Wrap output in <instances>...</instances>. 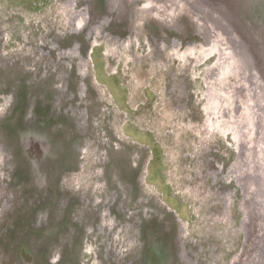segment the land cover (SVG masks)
Listing matches in <instances>:
<instances>
[{"label": "rangeland", "instance_id": "374dc122", "mask_svg": "<svg viewBox=\"0 0 264 264\" xmlns=\"http://www.w3.org/2000/svg\"><path fill=\"white\" fill-rule=\"evenodd\" d=\"M143 1L0 0V264H264V0Z\"/></svg>", "mask_w": 264, "mask_h": 264}, {"label": "bare ground", "instance_id": "6f19581e", "mask_svg": "<svg viewBox=\"0 0 264 264\" xmlns=\"http://www.w3.org/2000/svg\"><path fill=\"white\" fill-rule=\"evenodd\" d=\"M199 1V0H198ZM197 1V2H198ZM202 1V3L204 4V1L203 0H201ZM144 3V4H143ZM171 3H177V1L176 0H144L143 2H142V4L139 6L140 8H141V6H143V5H147L148 6V9H151V11H153L154 9H156L157 7H160L162 10L161 11H165L166 10V8H167V5L168 4H171ZM198 4V3H197ZM169 7V6H168ZM198 7V6H197ZM204 8V7H203ZM172 10V9H171ZM171 10H169V11H171ZM147 11V10H146ZM150 11V12H151ZM158 11H160V10H158ZM141 13H144V10H142L141 11ZM140 13V18L139 19H142L143 17H142V14ZM175 14V12L173 11H171V17H173V15ZM169 16V15H168ZM135 25V21H134V23H133V26ZM200 28V31L203 33V34H205V32L204 31H206L204 28H203V26L202 25H198ZM197 29H198V27H197Z\"/></svg>", "mask_w": 264, "mask_h": 264}, {"label": "water", "instance_id": "95a60500", "mask_svg": "<svg viewBox=\"0 0 264 264\" xmlns=\"http://www.w3.org/2000/svg\"><path fill=\"white\" fill-rule=\"evenodd\" d=\"M219 3H220V2H219ZM219 3H216V5H217V9L220 8V9L222 10V9L224 8V10H227V8H225V7H227L225 4L223 5V4H221V3L219 4ZM228 11H229L228 14H229L230 19H231V20H234V19H233L234 17H233V15H232L231 11H230L229 9H228Z\"/></svg>", "mask_w": 264, "mask_h": 264}]
</instances>
